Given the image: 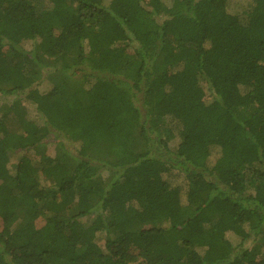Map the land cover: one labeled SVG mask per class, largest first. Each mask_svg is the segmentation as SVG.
I'll return each instance as SVG.
<instances>
[{
	"label": "trees",
	"instance_id": "obj_1",
	"mask_svg": "<svg viewBox=\"0 0 264 264\" xmlns=\"http://www.w3.org/2000/svg\"><path fill=\"white\" fill-rule=\"evenodd\" d=\"M0 96V264H264V0H0Z\"/></svg>",
	"mask_w": 264,
	"mask_h": 264
},
{
	"label": "rangeland",
	"instance_id": "obj_2",
	"mask_svg": "<svg viewBox=\"0 0 264 264\" xmlns=\"http://www.w3.org/2000/svg\"><path fill=\"white\" fill-rule=\"evenodd\" d=\"M52 79L54 80V82H57L59 83V81L61 80H66L68 81L69 83L73 84L76 88H77V91L80 95H82V89H80V85L81 83H79L78 81H76L74 78H68L66 76V74L62 73V72H58V73H53L51 75ZM6 100L0 96V106H1V103L2 102H5ZM241 111L242 112H246V113H249L250 110L249 109H245V108H241ZM160 132H161V129H160ZM159 132V133H160ZM164 133V132H163ZM163 133H161L160 135H164ZM156 135V134H155ZM61 141L64 142L65 146L68 148L72 141H71V138H70V134L69 133H66L64 135H62V137L60 138ZM56 140V137L54 136H51L49 138H46L43 142L42 145H40L39 147L37 148H34L33 150H31V153L36 157V158H40V156H42L43 154H46L48 156H52V157H56L58 156L61 152L59 150V147L57 145L58 142H55ZM59 141V140H57ZM144 147V144L142 141H140L137 145L134 146L135 149H139V148H143ZM88 155L89 157L94 160V161H111V160H114L113 157H111L109 154H108V146L106 143L104 142H97L95 143L94 145H92L89 149H88ZM67 161H69L70 165H74V160L70 157H67ZM116 175L115 172H111L110 176L105 180V187L108 188L111 181L114 179L113 177ZM215 181H218L216 178L214 179ZM20 216H23V213L22 211H20L19 213ZM93 218V215H89V216H86V217H83L81 218V222L84 224V225H88L90 223V220Z\"/></svg>",
	"mask_w": 264,
	"mask_h": 264
}]
</instances>
